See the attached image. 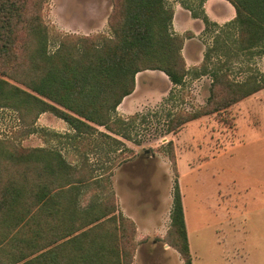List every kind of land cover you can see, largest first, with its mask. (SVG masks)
Masks as SVG:
<instances>
[{
  "label": "trees",
  "instance_id": "obj_1",
  "mask_svg": "<svg viewBox=\"0 0 264 264\" xmlns=\"http://www.w3.org/2000/svg\"><path fill=\"white\" fill-rule=\"evenodd\" d=\"M168 1L115 0L111 36L68 33L51 50L43 15L48 0H0V108L17 112L26 133L36 130L42 113L52 112L70 125V137L85 138L104 126L131 140L135 119L116 112L135 91L141 72L161 71L173 87H183L191 73L211 76L206 104L169 111L165 136L264 89L263 76L248 71L239 79L228 65L240 53L264 55V0H228L236 10L225 38L228 59L212 67L209 52L201 69L192 72L183 54L187 36L173 30L175 10ZM205 2L198 0L197 9L183 0L194 17L203 15L209 23ZM167 147L177 178L166 239L193 264L174 141ZM74 159L62 150L28 148L0 135V264H133L137 228L117 214L115 195L86 206L80 200L82 188L111 178L115 165L95 174L96 168L78 166Z\"/></svg>",
  "mask_w": 264,
  "mask_h": 264
},
{
  "label": "rangeland",
  "instance_id": "obj_2",
  "mask_svg": "<svg viewBox=\"0 0 264 264\" xmlns=\"http://www.w3.org/2000/svg\"><path fill=\"white\" fill-rule=\"evenodd\" d=\"M190 1L198 9V0ZM168 3L176 12L186 10L199 18V23H193L194 19L186 21L180 13L178 19L183 24L173 23L175 32L193 41L189 53L185 50L186 56L193 57L188 65L191 72L201 69L209 52L212 67L228 59L224 49L230 44L225 43L229 22L220 25L208 19L207 23L203 15L194 17L183 0ZM212 4L214 10L222 11L217 1ZM114 6L115 0H48L43 15L51 30V50H56L68 33L111 36L109 19ZM203 9L207 16L205 4ZM228 61L239 79L248 71L264 78V55L240 53ZM211 80L191 73L183 87H173L161 71L140 73L133 96L139 103L133 113H125V105L116 112L127 120L135 119L131 140L104 126L85 138L70 137L67 134L74 132L70 125L52 112L42 113L36 130L26 133L18 113L2 108L0 135L28 148L62 150L75 156L74 164L88 163L96 168L95 174L114 164L111 178L83 187L80 200L86 206L115 195L112 201L117 214L132 220L137 228L133 264H186L180 251L166 239L177 178L167 147L168 140H173L193 264H264V89L227 111L202 116L165 136L169 111L204 106ZM103 133L112 134L121 143L115 144Z\"/></svg>",
  "mask_w": 264,
  "mask_h": 264
},
{
  "label": "crops",
  "instance_id": "obj_3",
  "mask_svg": "<svg viewBox=\"0 0 264 264\" xmlns=\"http://www.w3.org/2000/svg\"><path fill=\"white\" fill-rule=\"evenodd\" d=\"M213 1H217L218 4H221L223 6L222 11L219 12V11L214 10L215 7H213V4H212ZM205 9H206V14H207L208 19H210L213 22H217L220 25L225 24L227 22H230L232 20V18H234L236 16L235 7L228 0H206ZM180 13L183 14V16L185 17L186 21H189L190 19L191 20L194 19L193 23H199V22H197V21H199V18H196V19L193 18L191 16L190 12H188L186 10L185 11L184 10H178L177 12L175 11L173 23H174V20H175L177 22H182V24H183L184 21H179V19H178L179 18L178 16H179ZM191 43H193L192 40L186 39L185 45H184V49H183V51H184L183 53L185 54L187 65H189L190 61H193V57H188V56H186V53H185V50H187V49H188L187 51L189 53V49H190L189 46H191ZM194 65H196V64L194 63ZM141 73H145V71L141 72ZM204 76H208V77L211 78V76L209 74L208 75H204ZM139 77H140V73L137 75V85H136L135 91L131 95L126 96L123 99L122 103L119 105V107L125 105V107H124L125 108V113H133V108L136 106L137 103H139L138 101H134L135 98L133 99V96L136 94L137 87L139 85ZM167 79H168V77H167ZM168 81L170 82L169 79H168ZM170 85L172 86L171 82H170ZM261 91H259V92H261ZM259 92H257V93H259ZM257 93H255V94H257ZM248 98L249 97H247L245 99H248ZM244 100H242V101H244Z\"/></svg>",
  "mask_w": 264,
  "mask_h": 264
}]
</instances>
